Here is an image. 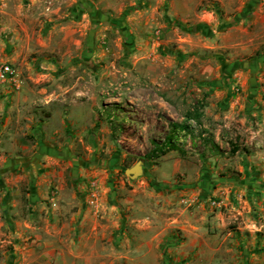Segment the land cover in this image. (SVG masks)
Here are the masks:
<instances>
[{
  "label": "rangeland",
  "instance_id": "obj_1",
  "mask_svg": "<svg viewBox=\"0 0 264 264\" xmlns=\"http://www.w3.org/2000/svg\"><path fill=\"white\" fill-rule=\"evenodd\" d=\"M3 67L0 264H264V0H0Z\"/></svg>",
  "mask_w": 264,
  "mask_h": 264
},
{
  "label": "water",
  "instance_id": "obj_2",
  "mask_svg": "<svg viewBox=\"0 0 264 264\" xmlns=\"http://www.w3.org/2000/svg\"><path fill=\"white\" fill-rule=\"evenodd\" d=\"M124 173L130 179H135L136 177L142 175L144 173V160H137L133 165L126 168Z\"/></svg>",
  "mask_w": 264,
  "mask_h": 264
},
{
  "label": "built area",
  "instance_id": "obj_3",
  "mask_svg": "<svg viewBox=\"0 0 264 264\" xmlns=\"http://www.w3.org/2000/svg\"><path fill=\"white\" fill-rule=\"evenodd\" d=\"M10 73V70L8 67H3V69L0 70V78L4 79L5 75Z\"/></svg>",
  "mask_w": 264,
  "mask_h": 264
},
{
  "label": "trees",
  "instance_id": "obj_4",
  "mask_svg": "<svg viewBox=\"0 0 264 264\" xmlns=\"http://www.w3.org/2000/svg\"><path fill=\"white\" fill-rule=\"evenodd\" d=\"M182 128H184V127H182ZM156 148H157V150H160V151H162V149H159V148H160V146H156ZM167 148H168V149H173L174 147H172V146L170 147V146H169V147H167Z\"/></svg>",
  "mask_w": 264,
  "mask_h": 264
}]
</instances>
